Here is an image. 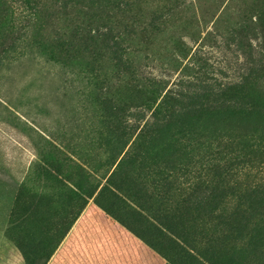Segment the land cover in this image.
Listing matches in <instances>:
<instances>
[{"label": "rangeland", "instance_id": "obj_1", "mask_svg": "<svg viewBox=\"0 0 264 264\" xmlns=\"http://www.w3.org/2000/svg\"><path fill=\"white\" fill-rule=\"evenodd\" d=\"M94 1L123 4L105 25H136L119 42L138 78L109 83L117 114L100 82L49 61L54 19L42 13L24 30V4L5 2L17 20L0 33V264H26L19 249L30 264H264V209L243 208L234 228V204L211 216L199 206L215 179L238 197L264 186V0ZM146 79L179 94L169 123L140 97ZM121 159L109 185L132 209L90 200L72 223L83 191L104 186Z\"/></svg>", "mask_w": 264, "mask_h": 264}, {"label": "trees", "instance_id": "obj_2", "mask_svg": "<svg viewBox=\"0 0 264 264\" xmlns=\"http://www.w3.org/2000/svg\"><path fill=\"white\" fill-rule=\"evenodd\" d=\"M24 6L26 13L24 18L27 20V27L24 30L30 28L31 23H35L37 17H41L40 14H47L48 19H54L57 23L56 30L53 29V46L52 53H50L49 61L53 64L60 66H65L66 69L72 68V75L79 76L83 74L84 79H91L89 84L97 85L98 82L101 84L99 90L102 97V105L104 104L108 112H115L116 114L121 112L120 99H115L116 93L114 90L109 88V83L111 81H135L137 80L138 70L135 67V62L129 59V53L120 48V40H127L135 34V24H123L118 27L114 25L109 27L104 24V21L109 20L111 15L120 16L124 11L121 9L123 4L119 2L111 3L110 7L107 4L104 6L97 5L94 0H20ZM6 0H0V33L9 29H14L10 24L13 19V23L17 20L15 17L16 11L11 5L5 3ZM122 5V6H121ZM125 5L124 7H126ZM45 18V16H43ZM40 19V18H39ZM103 19V22L99 20ZM11 25L9 28L6 25ZM120 28V29H119ZM115 39H110L112 33H116ZM26 34V33H25ZM25 34L22 36L25 37ZM120 41V42H119ZM128 57V58H127ZM48 61V62H49ZM49 62V63H51ZM77 70V72H75ZM90 84V85H91ZM159 84V83H158ZM158 84L146 79L144 83H139V93H142L140 97L144 102L156 104V109L153 116L155 118L161 117V121L169 123L175 114V108L177 106L179 94L166 91V88L161 89ZM145 99V100H144ZM215 102V100H213ZM216 110L213 107L210 112ZM114 113V117L117 116ZM255 133H259L255 131ZM219 154V153H218ZM223 160H228L223 158ZM234 162L235 165L239 166L242 164V159L240 155L234 156V158L229 159ZM123 159L119 161L115 169L109 174L106 179V184L104 186H98L95 189L89 191H83L85 197L79 205V209L72 219V223L77 221L78 217L84 211L85 207L88 205L89 201L92 200L96 205H98L104 212L110 211L112 208L120 204V208L123 210L125 208L132 209L130 206L125 205L120 197L124 194V189L113 187L109 185V182L121 175L120 169ZM216 169L219 170L220 167H213L209 171L213 174V178H216ZM220 171V170H219ZM223 174V173H222ZM222 174L217 175L222 177ZM225 175V174H224ZM205 194L207 198L200 203L201 212L207 211L208 216L214 214L217 208L222 205L230 206L234 204V213L231 218H233V226L237 228L236 219L234 215L242 213V209L246 208L251 212L253 216L254 212L264 209V186L255 185L250 187L246 195L242 197L231 195H226L224 189L225 181L222 179H215L214 181H209ZM105 194H109L110 198L113 200L112 203L108 205H101L99 200ZM226 200H228L226 202ZM132 205L137 209H140L136 204ZM119 208V207H118ZM203 210V211H202ZM136 214V213H135ZM211 214V215H210ZM138 215V214H137ZM139 218H142L140 214ZM236 217V216H235ZM162 240L166 241V236L161 232ZM170 243L169 251L174 253V255H183L180 259H191L195 258L188 252L184 251L182 248H178L174 242L167 241ZM157 246V245H156ZM160 246V245H158ZM159 248V247H158ZM161 252L163 249H157ZM178 250V251H177ZM22 257L26 264H30L25 258L24 253L19 249ZM169 262V259H167Z\"/></svg>", "mask_w": 264, "mask_h": 264}, {"label": "crops", "instance_id": "obj_3", "mask_svg": "<svg viewBox=\"0 0 264 264\" xmlns=\"http://www.w3.org/2000/svg\"><path fill=\"white\" fill-rule=\"evenodd\" d=\"M81 219V217L79 218V220ZM120 234V236L122 237V238H126V239H128L129 240V237L127 236V234H125V233H119ZM130 257V260H121V262H126V263H132L133 262V257L134 258H138L137 256H129ZM136 261H138V260H136ZM75 262H78L77 260L75 261Z\"/></svg>", "mask_w": 264, "mask_h": 264}]
</instances>
